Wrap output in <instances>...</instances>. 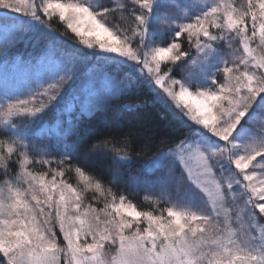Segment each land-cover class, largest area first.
<instances>
[{
	"label": "snow or ice",
	"instance_id": "obj_1",
	"mask_svg": "<svg viewBox=\"0 0 264 264\" xmlns=\"http://www.w3.org/2000/svg\"><path fill=\"white\" fill-rule=\"evenodd\" d=\"M0 12V58L33 40L52 57L47 79L0 95L3 264H264V0H0ZM94 59L112 75L89 112L143 94L125 107L163 103L184 126L139 148L135 130L90 132L85 154L110 157L108 177L76 159L83 137L53 158L29 135ZM149 152L162 175L143 209L114 185ZM182 186L193 196L173 202Z\"/></svg>",
	"mask_w": 264,
	"mask_h": 264
},
{
	"label": "trees",
	"instance_id": "obj_2",
	"mask_svg": "<svg viewBox=\"0 0 264 264\" xmlns=\"http://www.w3.org/2000/svg\"><path fill=\"white\" fill-rule=\"evenodd\" d=\"M161 2L165 3L166 0H161ZM163 10L168 12L176 11L171 7ZM2 18L0 16V22H2ZM60 30H62V26ZM44 43L51 42L44 41ZM51 46L54 48L71 47L64 40L52 43ZM7 55L8 58L6 60L0 58V64L7 67L12 66L9 68L19 70H23V68L32 70L34 67H38L41 60L49 59L48 55L42 52L40 47L36 46L35 40L16 45L9 50ZM99 71L107 73L109 76L112 75L111 69L103 66L102 61L92 60L90 69L80 74L73 87L64 94L60 103L43 115V124L41 125L40 122H37L30 126L29 135L35 142L49 146L54 154L53 158L64 151H71L73 142L78 137H83L84 143L80 145L75 153L76 159L83 164L90 174L108 177L112 169L111 158L85 154L88 142L91 139H95V136L89 135L90 132H94L97 135H119L122 132L135 130L140 135L133 138L134 147L139 148L143 136L151 135L154 139H159L167 133L169 131V122H171L172 127L182 130L184 126L163 103H158L155 107L143 111H130L125 107L126 105H135L146 98L150 99V96L146 97L143 94L130 97L117 96L106 109L89 112L88 109L94 94L100 91L97 90V87H100L99 83L96 84L97 79H94L93 83L89 79L91 73H94L93 77L97 78ZM81 111L86 113V119L81 120ZM68 113H73L75 118L69 117ZM162 113L167 119L162 120L160 118ZM66 128H74L75 134L69 136L65 131ZM151 155H154V153L149 152L140 158L134 159L131 163L121 164L119 166L121 172L119 183L114 185V190L125 192L130 199L143 209L152 207L149 201L145 200V195L159 191L158 178L162 175L158 167L153 168L150 165L148 156ZM72 182H76L74 176L72 177ZM192 196L191 190L182 186L178 194L173 192L172 200L173 202L178 199L179 202L186 201ZM0 264H3L2 259H0Z\"/></svg>",
	"mask_w": 264,
	"mask_h": 264
},
{
	"label": "rangeland",
	"instance_id": "obj_3",
	"mask_svg": "<svg viewBox=\"0 0 264 264\" xmlns=\"http://www.w3.org/2000/svg\"><path fill=\"white\" fill-rule=\"evenodd\" d=\"M0 16H4L3 12H0ZM10 17L20 18L19 14H9ZM0 45H2V39H0ZM48 60H41L39 62L38 67H34L32 70L25 69L19 70L16 68H9L12 66H5L3 64H0V95H2L4 92H9L11 94H21L22 91L26 88V86L32 84L34 85L37 80L40 79H47V74L49 73L51 66H52V57L48 56ZM20 68V67H19ZM102 71V70H101ZM100 72V71H99ZM96 76L97 82L99 83L100 87H97V90H102L103 88L107 87L108 85V78L109 75L107 73H97ZM90 75V73H89ZM94 73H91L90 75V82L93 83L94 79H92ZM46 86V85H45ZM197 197L195 195V203L203 207V194L197 191ZM179 200V199H178ZM174 201L179 204H184L186 201ZM57 234H59V230L57 229ZM62 239V237H60Z\"/></svg>",
	"mask_w": 264,
	"mask_h": 264
}]
</instances>
